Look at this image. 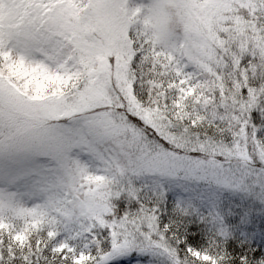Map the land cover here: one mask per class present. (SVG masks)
I'll use <instances>...</instances> for the list:
<instances>
[{"label": "rangeland", "instance_id": "374dc122", "mask_svg": "<svg viewBox=\"0 0 264 264\" xmlns=\"http://www.w3.org/2000/svg\"><path fill=\"white\" fill-rule=\"evenodd\" d=\"M45 1L0 0V38L9 44L5 53L11 63L32 77L38 89L57 83L43 88L44 97L35 99L24 97L0 77V131L8 133V141L0 142V228L10 213L28 216L47 208L56 216L69 189L70 206L64 209L62 220L55 217L48 222L64 232L83 233L86 226L79 219L103 207L101 197L113 195L115 187L135 192L129 197L150 194L158 199L157 206L152 205L158 212L163 213L169 204L180 211L209 212L221 231L226 225L242 238L252 239L255 227L244 211H238H248L241 202L254 206L260 196L264 198V172L250 166L255 159L264 165V137L259 142L241 131L225 136L224 141L200 139L176 123L172 128L153 110H141L134 103L130 80L134 48L129 37L130 31L136 33L135 24L151 33L155 49L175 73L172 99L183 111L188 99L193 101L189 70L200 53L213 55L217 61L208 66L211 73L223 67L225 56L240 61L244 53L232 45L236 41L242 45L245 29L253 27L243 16L229 14L246 8L245 3L264 0H81L86 4L82 19L75 3L53 0L54 7L49 9ZM259 33L253 30L246 46L253 44V52L264 56ZM67 46L72 51L65 53ZM78 68L84 78L81 85L77 79L73 84L80 87L64 89L68 74L79 73ZM105 107L126 109L147 119L163 143L150 139L123 113ZM202 153L209 158H200ZM87 172L99 173L96 177L107 182L85 191L78 180ZM75 175L78 179H73ZM134 208L142 215L149 209L147 202L144 206L138 202ZM153 218L157 216L149 215ZM136 225L141 227L139 221ZM172 226L173 222H166L163 233ZM54 234L51 230L49 237ZM70 237L65 235L50 250L60 264H120L130 260L129 254L121 252L138 242L131 237L124 240L121 250L114 246L95 258L77 252L67 242ZM15 241L22 247L19 235ZM157 244L163 246L161 241ZM227 252L202 250L195 255L216 264ZM253 262L264 264V255Z\"/></svg>", "mask_w": 264, "mask_h": 264}, {"label": "trees", "instance_id": "16d2710c", "mask_svg": "<svg viewBox=\"0 0 264 264\" xmlns=\"http://www.w3.org/2000/svg\"><path fill=\"white\" fill-rule=\"evenodd\" d=\"M62 2L75 3L74 5L79 6L77 15L82 19L86 7L84 1L63 0ZM54 3L53 0H46L44 5L52 9ZM245 4L246 8L238 7L229 14L230 16H243L244 22L253 27L245 29L242 45L239 41L232 45L233 50L240 54L244 53V56L240 61L239 58L225 56L223 67L218 72L211 73L208 71V66H214L217 61L213 55L199 51L201 53L198 60L189 70L194 87L193 101L188 99L183 111L176 108L177 104L172 99L174 71L169 69L164 62L163 55L155 49L151 33L135 24L136 33L130 31L129 37L134 48L131 52L133 59L130 72L134 103H137L143 111L144 109L153 110L160 117L168 120L167 124L172 128L173 123H176L200 139L224 141L225 136L233 132L238 135L243 131L261 142L264 137V56L259 51L253 52V44L246 46V42L253 30H259L260 38L264 39V3ZM8 46V43L6 45L2 43L1 37L0 77L9 81L19 93L24 97L42 99L44 97L43 88L50 87V84L57 86V83H47L38 89L32 77L30 78L21 68L18 69L11 63L10 57L5 53ZM63 50L68 53L72 51V47L67 46ZM181 52L184 53L183 44ZM66 60L67 63L70 62V58L67 57ZM79 71V73L70 72L68 74V83L66 82L64 89H69L71 86V90L74 91L76 87H80L76 83L73 84L75 79L80 85L83 81V70L79 69ZM124 101L122 98V102ZM104 109L115 110L114 107ZM115 111L123 113L150 139L163 143L158 130L147 119H139L126 109L118 108ZM7 138L8 133L0 131V142L6 143ZM198 156L203 159L209 158L203 153ZM250 166L264 172V165L257 159ZM97 174L99 175V173L87 172L78 180L85 191L88 187L93 190L107 182L106 179H98ZM73 179H78V176L75 175ZM112 190L115 192L113 195L101 197L103 207L97 208L96 213L86 216L83 220L79 219L78 222L86 226V229L82 230L83 233L80 231L64 232L62 228H56L48 222L49 220L54 222L55 217L58 221L62 220V213L66 211L64 209L70 206L69 189H67V194L65 193L64 201L57 209L56 216L50 213L51 209L47 208L32 211L28 216L26 213L7 214L5 224L0 228V264H60V259L54 255L51 256L50 250L65 235L71 236L67 242L73 245L77 252H88L95 258L113 250L114 246L121 250L124 240L126 242L131 237L137 238L138 242L131 244L121 252L129 254L130 260L120 264H214L210 260L201 261L196 257L195 252L202 250L215 254L228 251L226 256L216 264H254V259L264 255V243L261 241L264 240L262 239L264 235V198L262 196H260L261 200L254 201L257 202L254 206L241 202V207L245 206L248 211H238L240 213L244 211L249 223L252 222L251 227L253 229L255 227V234L251 239L242 238V234L231 231L223 223L221 224L225 225L223 226L225 229L221 231L219 229L221 225L213 220L209 212L202 213V210L191 209L180 211L169 204L162 213L157 209H152V205L157 206L158 199L156 200L150 194H141L140 198L138 196L129 197L135 192L122 191L123 189L115 187H112ZM245 190L247 191L246 186ZM131 198H135L143 206L147 202L150 210L148 209L142 215L140 210L134 208L138 202L135 199L129 201ZM236 206L237 208L240 206L238 201ZM257 206L259 208H256ZM150 211L155 212L150 214ZM149 215L157 216V219H149ZM236 217L242 218L240 214ZM138 221L141 227H137ZM166 222H173V226L163 233ZM147 226L154 228L150 229ZM51 230L55 231L52 238L49 237ZM16 235H19L20 241L23 242L20 248L17 242H14ZM159 241L162 242V247L157 244ZM37 244L42 245L43 248Z\"/></svg>", "mask_w": 264, "mask_h": 264}]
</instances>
